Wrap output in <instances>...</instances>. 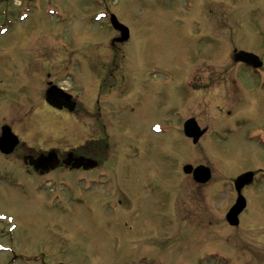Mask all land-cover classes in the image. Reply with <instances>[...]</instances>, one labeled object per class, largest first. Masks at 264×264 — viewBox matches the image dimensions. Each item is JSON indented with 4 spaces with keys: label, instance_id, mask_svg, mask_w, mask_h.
Wrapping results in <instances>:
<instances>
[{
    "label": "rangeland",
    "instance_id": "obj_1",
    "mask_svg": "<svg viewBox=\"0 0 264 264\" xmlns=\"http://www.w3.org/2000/svg\"><path fill=\"white\" fill-rule=\"evenodd\" d=\"M105 7L129 28L126 43L111 46L117 33L108 20L91 21ZM199 11L206 31L194 26ZM2 26L0 124L11 122L27 147L84 140L80 118L73 124L44 107L46 73L81 89L92 82L81 65L108 62L143 93L123 99L133 111L110 105L117 140L136 139L115 163L121 176L105 168L101 184L76 174L67 189L55 177L30 174L15 176L17 184L0 182V264H264V184L249 190L239 225L224 218L236 198L232 179L254 168L256 155L264 168V149L246 140L264 131V85L232 60L242 49L264 61V0H0ZM25 62L32 68L25 74L33 75L25 89L5 83L22 75ZM91 89L96 94V85ZM116 92H99L100 104ZM239 96L244 106L227 103ZM190 117L207 130L195 145L182 133ZM153 122L167 131L151 134ZM184 164L210 167V181L198 186L181 171Z\"/></svg>",
    "mask_w": 264,
    "mask_h": 264
},
{
    "label": "flooded vegetation",
    "instance_id": "obj_2",
    "mask_svg": "<svg viewBox=\"0 0 264 264\" xmlns=\"http://www.w3.org/2000/svg\"><path fill=\"white\" fill-rule=\"evenodd\" d=\"M90 61L91 60L88 61L89 63H84L81 66L83 67V65H85L90 76L89 79H92L91 84L83 88L89 89L86 93L92 94L91 97L93 102H87L85 96L83 99L79 98V96H75L72 92H67L70 96L59 93L61 96L51 97L57 106H60L59 109L46 104L50 110L55 112V114L60 113L61 115L66 116V118L74 120L81 119L83 132L85 134L82 143L71 145L69 147L50 146L44 149H32L27 147L25 142L21 140L11 122H3L0 124V136L2 127L7 125L19 139L10 149H8L9 151L7 153H2L0 151V181L3 180L7 183H12V181L15 180V176H18L19 173L22 176L30 174L36 177H55L61 180L72 175L73 172L95 173L98 174L97 176L99 177H104L106 174L105 168L114 170L115 163H118L119 157L122 160L126 159V157H122V154L130 147L136 146V144H134V141H136L135 136L132 141L129 140L125 143H121L120 140H117V136L119 135L116 134V132H120V129L116 128L115 125L120 127V124L115 122L116 118L112 115V112L114 111L132 107V104H122L124 99L122 96H127V99L130 98L128 97V92L130 91L129 89L132 88V83L123 81L124 77L120 74L121 68L119 65H117V68L116 65H114L115 70L109 71L108 67L110 65L108 62H106L107 64L101 62L102 64L97 65ZM26 67L31 68L29 63L24 64L21 69L22 75L15 76L16 78H12L13 80L11 79V81L7 80L5 83L18 84L16 88L21 87L25 89L26 76L33 78V75L25 74L27 72ZM35 77H37L36 72ZM45 78V89L52 85L64 88L60 85V81L52 78L49 73L45 74ZM95 85L96 94H94L91 89V87ZM123 88L125 90L127 89L126 92L123 91ZM115 91H117L116 94L120 95L115 96L113 101L111 100L107 103L106 101H103L102 105L100 104V94H110L115 93ZM227 103L230 105H236L238 101L234 99V97H230L228 98ZM110 105L115 109L114 111L110 110ZM0 110H3L4 112V106H1ZM91 115H93V117H91ZM253 136L263 137L264 131L250 132L246 137L247 142H252ZM106 137L112 138L107 139ZM114 156L117 157L114 159ZM38 158H40L41 161L35 163ZM112 158L113 160L111 161ZM256 159L257 164L254 165V168L252 167L251 169L245 170L253 172L252 185H256L255 182L258 184L264 179V168L261 167L262 164L260 163L261 158L256 155ZM116 172L117 171L112 174H116ZM116 175L120 176V173ZM197 185L200 187L202 186L201 184ZM248 189H251V185L244 186L242 190L244 191Z\"/></svg>",
    "mask_w": 264,
    "mask_h": 264
},
{
    "label": "water",
    "instance_id": "obj_3",
    "mask_svg": "<svg viewBox=\"0 0 264 264\" xmlns=\"http://www.w3.org/2000/svg\"><path fill=\"white\" fill-rule=\"evenodd\" d=\"M126 30V29H124ZM126 38V34H122V37H121V41H123L124 39ZM254 57L250 54H246L244 52H238L235 54V59L236 60H247V59H253ZM49 91L47 92V95H48ZM185 132L187 133V135H191L194 137V140L197 139V137L201 134L199 132H197V129L193 127V125H186L185 126ZM4 138H2L3 140ZM190 166H185L184 167V170L186 172H189L190 171ZM198 172H202L201 169H198ZM195 173V176H197V171H194ZM245 177V175H241L240 177L237 178V181H236V184L237 185H240L241 184V181L242 179ZM243 207V200L241 199V197H239V199L237 200L236 204L230 209V211L228 212L227 214V218L229 220V222L231 224H235L236 223V216L237 214L239 213V211L241 210V208Z\"/></svg>",
    "mask_w": 264,
    "mask_h": 264
}]
</instances>
